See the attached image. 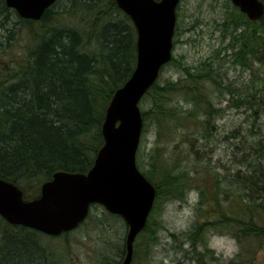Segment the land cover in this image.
<instances>
[{
	"label": "trees",
	"instance_id": "16d2710c",
	"mask_svg": "<svg viewBox=\"0 0 264 264\" xmlns=\"http://www.w3.org/2000/svg\"><path fill=\"white\" fill-rule=\"evenodd\" d=\"M227 4L228 0L219 23L222 38H227L220 64L229 61L230 56L231 65L252 71L264 68V14L252 21L232 4L227 9ZM135 62L136 29L115 0H56L38 20L20 17L0 0V177L16 184L24 198L30 199L38 196L41 184L55 171L86 172L103 144L101 124L106 107L114 91L130 76ZM210 64L212 70L206 68L205 76L195 72L193 66L183 67L182 77L189 76L186 84L192 87V95L186 100L192 106L190 110L179 111L174 100L182 89L181 77L176 81H161L158 77L147 90L141 100L142 106H148L141 111L142 120L143 125L145 119L155 124L156 143L160 137L166 138V134L184 127L187 121L208 124L214 118L218 108L211 96L213 91L201 85L207 80L215 91L221 84L212 76L217 69ZM227 92L238 100L233 89L228 88ZM240 99L260 104L254 110L255 116L259 110L260 116L264 114V85ZM199 114H205V119L198 120ZM211 130L205 125L202 136L212 137ZM233 138L237 140L236 136ZM251 138L252 142L245 141L243 152L240 150V157L234 161L236 168L229 174L218 172L216 163L212 162V166L209 159L205 163L200 157L195 159L203 171L195 169L190 174L177 154L175 158L165 155L158 144L151 149L141 172L155 187V202L161 196L183 199L193 186L191 180L199 173L196 181L215 178L212 192L208 193L211 207L203 210L202 216L196 214L199 219L190 230L192 247L195 241L200 242L196 234L209 224L217 227L221 223L228 230L238 227L246 237L264 236V135L256 138L251 134ZM235 145L239 147V143ZM231 148L233 153L239 151L233 145ZM140 164L143 167L144 162ZM219 174L226 187L216 193ZM204 184L194 186L198 189L199 206L207 196L200 187ZM155 202L135 238L132 263L141 255L135 243L137 237L145 231L155 232ZM94 205L83 222L101 225L108 217L123 221L102 206L93 212ZM123 225L126 228L124 221ZM33 231L36 230L9 224L0 217V264H56L51 263L50 254L40 243L22 236ZM200 244L206 249L205 240ZM47 248L51 251L48 245ZM118 251L124 257V237ZM114 260L108 264L120 263V259ZM229 263L237 264L234 259Z\"/></svg>",
	"mask_w": 264,
	"mask_h": 264
},
{
	"label": "rangeland",
	"instance_id": "374dc122",
	"mask_svg": "<svg viewBox=\"0 0 264 264\" xmlns=\"http://www.w3.org/2000/svg\"><path fill=\"white\" fill-rule=\"evenodd\" d=\"M228 2L231 4L230 0ZM226 3L227 0H180L176 10L173 60L162 68L159 75L161 81L166 79L176 81L181 77L182 89L174 95V100L179 106L178 110L184 112L192 107L186 101L192 95V87L186 84L188 82L186 77L189 76L182 77L183 67L193 66L195 72L205 76L206 68L211 67L212 70L210 63H213L217 74L212 76L215 75L221 81L220 86L214 91L207 80H203L201 85L213 91L210 93L214 97L218 111L214 114V118H210L211 121L208 124H192L187 121L184 127L166 134V138L160 137L158 143H156L155 124L145 119L136 153L140 170L146 168L145 161L151 149L158 144L165 155L175 158L177 154V159L182 160L181 163L190 174H193L195 169L203 171L196 157L203 158L205 163L209 159L212 166H214L212 162L216 163L215 170L220 173L226 171L225 174H229V171L236 168L234 161L240 157V150H244L245 141H253L251 134H254L256 138L264 135V114L260 116L262 110H259L255 116L254 111L260 104L252 105L240 99L241 96L244 97L247 93L253 94L262 88L264 68L260 66L258 71H252L248 67L243 69L242 66L231 65L230 56L227 58L229 61L220 64L225 51L223 48L227 44V38H222L219 26L225 14ZM230 4H227V9ZM202 63L205 64L200 65ZM228 88L233 89V93H236L235 97L238 95V100L231 98V94L227 92ZM146 103H148L147 100ZM139 106L141 111L148 107L142 106V102ZM204 115H197L198 120H204ZM205 125L212 128V137L202 136ZM235 136L237 140L233 138ZM236 143H239L241 148H237ZM232 145L239 151L233 153ZM139 162H144L143 167ZM221 175L219 174L216 178L219 182L216 193L223 192L226 187ZM200 176L199 173L191 180L193 186L186 191L183 199L161 196L158 202H155L156 209L152 214V219L156 223L155 232L145 231L137 237L135 243L141 255L137 257V262L132 264H230V259H234L237 264H264V236L246 237L240 228L225 229L214 218L217 227L215 224H209V229L208 226L200 229L202 233L196 234L200 242L195 241L192 247L189 240L192 235L190 230L199 219L196 214L202 216V211L209 210L211 207V196L208 193L212 192L211 185L215 181L213 177L207 182L196 181ZM202 177H204L203 174ZM200 182L205 183L200 187L204 189L207 196L199 206L198 189L194 186H199ZM221 203L227 205L228 202L221 200ZM100 207V204H95L92 211L104 209L103 206L101 209ZM90 223V221L83 222L64 236H49L38 231L27 232L22 236L34 243H40L42 248L50 254L51 263L108 264L113 263L114 259H120L121 262L123 256L122 258L119 256L118 249L123 244V237L125 243L127 225L125 228L123 221L114 217L101 221V225ZM203 240H205L206 249L200 244ZM47 245L52 252L48 250ZM196 251H201L202 255Z\"/></svg>",
	"mask_w": 264,
	"mask_h": 264
},
{
	"label": "water",
	"instance_id": "95a60500",
	"mask_svg": "<svg viewBox=\"0 0 264 264\" xmlns=\"http://www.w3.org/2000/svg\"><path fill=\"white\" fill-rule=\"evenodd\" d=\"M22 18L38 20L56 0H4ZM180 0H115L136 29V62L118 87L101 124L103 144L86 172L55 171L42 183L39 196L24 199L22 190L0 177V216L8 223L59 235L77 227L92 203L120 215L127 224L125 255L130 264L133 242L146 224L156 190L136 164L142 131L139 102L170 61ZM249 20L264 14L262 0H230Z\"/></svg>",
	"mask_w": 264,
	"mask_h": 264
},
{
	"label": "bare ground",
	"instance_id": "6f19581e",
	"mask_svg": "<svg viewBox=\"0 0 264 264\" xmlns=\"http://www.w3.org/2000/svg\"><path fill=\"white\" fill-rule=\"evenodd\" d=\"M136 238V237H135ZM50 251V250H49ZM52 252V251H51ZM53 254V253H52ZM54 255V254H53Z\"/></svg>",
	"mask_w": 264,
	"mask_h": 264
}]
</instances>
